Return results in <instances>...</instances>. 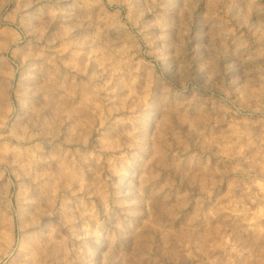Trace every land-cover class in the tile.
I'll use <instances>...</instances> for the list:
<instances>
[{"label":"rangeland","instance_id":"374dc122","mask_svg":"<svg viewBox=\"0 0 264 264\" xmlns=\"http://www.w3.org/2000/svg\"><path fill=\"white\" fill-rule=\"evenodd\" d=\"M0 264H264V0H0Z\"/></svg>","mask_w":264,"mask_h":264}]
</instances>
